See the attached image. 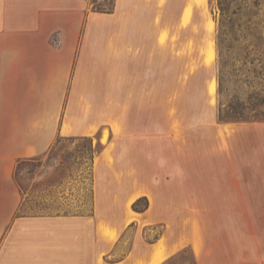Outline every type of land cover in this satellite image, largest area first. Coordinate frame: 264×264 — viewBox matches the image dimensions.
Segmentation results:
<instances>
[{
	"label": "rangeland",
	"instance_id": "obj_1",
	"mask_svg": "<svg viewBox=\"0 0 264 264\" xmlns=\"http://www.w3.org/2000/svg\"><path fill=\"white\" fill-rule=\"evenodd\" d=\"M228 3L222 23L218 0H205L204 5L194 0H0L3 28L31 26L35 12L46 6L84 8L68 99L78 124L103 127V142L96 134L57 138L46 153L19 164L14 178L23 200L17 215H81L87 219L88 252L126 251L132 241L153 240L162 228L159 223L127 228L112 246L94 239L91 186L96 156V171L102 170L107 185L105 196L117 199L103 206L102 213L118 219L132 185L145 182L163 193L176 184L182 187L176 193L178 203L158 204L175 212L187 232L193 186L218 178L217 171L229 163L264 167V121L219 119L221 107L248 99L254 88L239 82L246 79L241 75L232 77L223 95L218 91V36L223 30L225 45L235 46L242 56L246 50L255 52V65L257 58L264 60V0ZM210 51L215 57L207 66L204 56ZM234 67L242 70V59ZM247 75L252 78L251 69ZM211 80L216 84L213 96L207 91ZM117 122L136 136L122 134ZM219 123H227L228 129L221 130ZM102 151L104 158L114 159L109 170L100 159ZM146 201L140 197L136 210H143ZM190 259L187 246L172 264Z\"/></svg>",
	"mask_w": 264,
	"mask_h": 264
},
{
	"label": "crops",
	"instance_id": "obj_2",
	"mask_svg": "<svg viewBox=\"0 0 264 264\" xmlns=\"http://www.w3.org/2000/svg\"><path fill=\"white\" fill-rule=\"evenodd\" d=\"M84 14L79 4L46 6L35 12L29 27H0V264H172L187 246L191 259L178 264H264V167L229 163L217 171L218 178L193 186L187 232L175 212L158 204L178 203L176 193L182 187L176 184L163 193L145 182L132 185L118 219L102 213L103 206L117 199L105 196L107 185L102 170L96 171V156L94 239L112 246L127 228L158 223L162 228L153 240L132 241L126 251L88 252L87 219L81 215H17L23 200L14 178L19 159L43 155L61 137L96 134L101 139L103 127L78 124L68 99ZM226 124L218 125L226 130ZM116 126L122 134L136 136L124 124ZM113 135L109 127V139ZM100 157L109 170L114 159L104 158L103 151ZM140 197L148 199V206L132 210L129 204Z\"/></svg>",
	"mask_w": 264,
	"mask_h": 264
},
{
	"label": "trees",
	"instance_id": "obj_3",
	"mask_svg": "<svg viewBox=\"0 0 264 264\" xmlns=\"http://www.w3.org/2000/svg\"><path fill=\"white\" fill-rule=\"evenodd\" d=\"M221 14H222V23L225 16L228 15L230 10V5L228 0H218ZM231 13H233L231 11ZM223 25V24H222ZM232 31L230 30L229 33ZM226 34V31L223 30L218 36V46H219V57H220V69L218 73V91L221 95H223L227 89V84L232 80V77H238L243 75L246 79H240L242 84H247L249 87H253L254 90L248 96V99L243 101L234 100L228 102L224 105V108L221 107L219 110L220 120H230V121H264V60L261 58H257L258 64L255 65L256 53H251L250 51H245L242 56L238 51L235 50V46L233 45H225V38H223ZM233 39H236L235 37ZM252 54V55H251ZM253 56V57H252ZM242 59V70H245L242 74V70L240 68H235L234 65L238 60ZM253 73L252 78H250L247 74L250 72ZM246 67V68H245ZM252 67V68H251ZM253 67L257 69H253ZM246 73V74H245ZM263 86V87H262ZM240 87V85H239ZM258 90L256 91V89ZM25 159H19L16 163L14 172L18 169L19 164ZM146 200L145 197H141ZM140 198L136 199L132 208L136 210L135 204ZM147 204V201H146ZM147 205H145V208ZM141 211V210H136Z\"/></svg>",
	"mask_w": 264,
	"mask_h": 264
},
{
	"label": "bare ground",
	"instance_id": "obj_4",
	"mask_svg": "<svg viewBox=\"0 0 264 264\" xmlns=\"http://www.w3.org/2000/svg\"><path fill=\"white\" fill-rule=\"evenodd\" d=\"M195 2L198 4V5H201L203 4L204 5V2L205 0H195ZM188 8L185 10L188 12V15L187 17L189 18V15H190V11H191V8H190V5L187 6ZM186 16V14H185ZM209 27L212 28V22H209ZM214 57L215 55L213 54L212 51H210L204 58V63L209 66L210 64H212V62L214 61ZM207 91L209 92L210 95L213 96V94H215L216 92V84L213 80H211V82H209L208 86H207Z\"/></svg>",
	"mask_w": 264,
	"mask_h": 264
}]
</instances>
